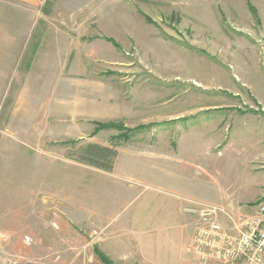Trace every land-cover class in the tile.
<instances>
[{
	"label": "rangeland",
	"instance_id": "obj_1",
	"mask_svg": "<svg viewBox=\"0 0 264 264\" xmlns=\"http://www.w3.org/2000/svg\"><path fill=\"white\" fill-rule=\"evenodd\" d=\"M45 9L0 0V264H103L102 224L130 196L122 215L179 207L167 231L139 236L147 258L135 252V264H198L199 210L264 197V0ZM37 19L69 22L70 57L37 58L42 28L23 27ZM110 122L119 128L96 129ZM91 144L117 151L112 170L81 160Z\"/></svg>",
	"mask_w": 264,
	"mask_h": 264
},
{
	"label": "crops",
	"instance_id": "obj_2",
	"mask_svg": "<svg viewBox=\"0 0 264 264\" xmlns=\"http://www.w3.org/2000/svg\"><path fill=\"white\" fill-rule=\"evenodd\" d=\"M9 3L17 6L23 11L32 12V13H43L45 9L46 0H4ZM56 5V4H55ZM55 7V6H54ZM69 24L68 21H53L50 19L42 20H32L29 23L23 25L25 28H34L41 27V36L37 35L36 37V56L41 60L51 59L58 60L61 57V54H67V57L74 51L75 41L71 40L67 35H61L60 28L67 27ZM32 33L29 34L26 32V41L32 39ZM40 33V32H39ZM67 33V32H66ZM64 40V41H63ZM71 43V47L70 44ZM63 44L65 46H63ZM44 68H50L51 65H45L41 63ZM54 67V64L51 66ZM57 68L54 72L50 73L48 76L47 82L45 83L48 88H45L50 91H57L59 89V66L55 64ZM33 75L31 80H33ZM136 197L130 196L124 200L117 201L121 203L122 206L117 208L118 211L115 212L117 216L107 218L106 223L102 224L103 228L107 227L109 232H106V235H111V239H108L109 243L107 247H102L101 252L113 263V264H135L136 256L135 252H140L145 256L142 248H139L143 242L139 236L149 237L155 236V234L160 235L162 232L167 231V229H161L166 222L173 220L177 222L179 218V207L176 206L175 212L171 214H160L152 213L148 217H145L144 213L139 211V207L135 210H131L128 213L122 215L123 209L129 207ZM109 201V200H108ZM118 217V219L116 218ZM186 217H184L185 219ZM117 219V221H115ZM186 220V219H185ZM184 220V221H185ZM148 229V230H147ZM106 243V242H105ZM110 245V246H109ZM105 246V245H104ZM118 246V247H117ZM140 256V255H139Z\"/></svg>",
	"mask_w": 264,
	"mask_h": 264
},
{
	"label": "built area",
	"instance_id": "obj_3",
	"mask_svg": "<svg viewBox=\"0 0 264 264\" xmlns=\"http://www.w3.org/2000/svg\"><path fill=\"white\" fill-rule=\"evenodd\" d=\"M198 217L188 246L198 264H264V197L253 206H208Z\"/></svg>",
	"mask_w": 264,
	"mask_h": 264
},
{
	"label": "trees",
	"instance_id": "obj_4",
	"mask_svg": "<svg viewBox=\"0 0 264 264\" xmlns=\"http://www.w3.org/2000/svg\"><path fill=\"white\" fill-rule=\"evenodd\" d=\"M145 20L150 22V20L145 17ZM98 129L106 128H119L114 123H97ZM117 157V151L115 149H110L108 147H102L96 144L88 145L81 154V160L102 170L110 171L113 168V162ZM101 262L103 264H111L109 259L104 255L97 253Z\"/></svg>",
	"mask_w": 264,
	"mask_h": 264
}]
</instances>
